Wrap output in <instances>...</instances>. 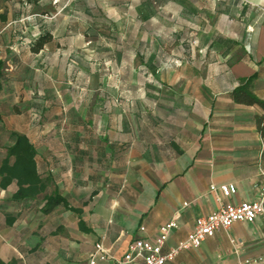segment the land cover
<instances>
[{"label": "crops", "instance_id": "1", "mask_svg": "<svg viewBox=\"0 0 264 264\" xmlns=\"http://www.w3.org/2000/svg\"><path fill=\"white\" fill-rule=\"evenodd\" d=\"M252 76L264 100V0H0V167L22 134L46 182L25 199L0 185V264H91L100 246L94 264H119L167 221L165 252L222 203L256 200L264 108L233 98ZM167 264H264V218Z\"/></svg>", "mask_w": 264, "mask_h": 264}, {"label": "built area", "instance_id": "2", "mask_svg": "<svg viewBox=\"0 0 264 264\" xmlns=\"http://www.w3.org/2000/svg\"><path fill=\"white\" fill-rule=\"evenodd\" d=\"M264 176V169H261ZM234 184L211 185L210 191H218L224 197H230L236 193ZM258 217L264 218V182L260 187L258 197L254 201L242 203L225 202L212 213L200 216L196 219L193 230L185 239L170 248L167 252L164 247L172 230L178 228L177 222L172 219L160 226L157 238L153 240L138 239L133 242L123 259H116L119 264H132L135 261H142L143 264H167L173 260L181 251L197 248L202 242L219 229H228L236 222H254ZM141 227V230H144ZM232 243L236 244L234 239ZM96 257L106 259L108 255L103 247H98L92 255L91 264L96 262Z\"/></svg>", "mask_w": 264, "mask_h": 264}, {"label": "trees", "instance_id": "3", "mask_svg": "<svg viewBox=\"0 0 264 264\" xmlns=\"http://www.w3.org/2000/svg\"><path fill=\"white\" fill-rule=\"evenodd\" d=\"M50 39V34L40 37L34 48L39 50ZM254 79L255 76L242 79V83L233 92V98L237 103L247 105L259 104L264 108V100L258 98L253 93L252 82ZM258 127L264 135V117H258ZM14 136L15 142L12 146L8 147L7 156L2 161L0 167V185L5 188L16 180L19 186L17 192L14 194L16 199L36 197L45 190L46 182L37 171L34 145L25 135L15 133ZM12 158L14 159L13 161L11 160ZM46 198V211L51 210L63 201V198L57 194L47 196Z\"/></svg>", "mask_w": 264, "mask_h": 264}]
</instances>
